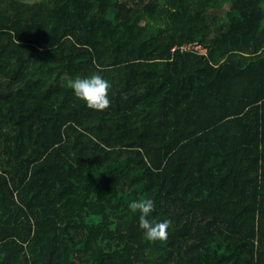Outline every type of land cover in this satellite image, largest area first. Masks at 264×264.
I'll list each match as a JSON object with an SVG mask.
<instances>
[{
  "label": "trees",
  "instance_id": "1",
  "mask_svg": "<svg viewBox=\"0 0 264 264\" xmlns=\"http://www.w3.org/2000/svg\"><path fill=\"white\" fill-rule=\"evenodd\" d=\"M0 264H264V0H0Z\"/></svg>",
  "mask_w": 264,
  "mask_h": 264
},
{
  "label": "clouds",
  "instance_id": "2",
  "mask_svg": "<svg viewBox=\"0 0 264 264\" xmlns=\"http://www.w3.org/2000/svg\"><path fill=\"white\" fill-rule=\"evenodd\" d=\"M67 87L79 101L90 109L103 111L110 106L111 82L97 72L76 75L67 81ZM129 206L139 213V227L149 241L167 238L171 222L167 219L156 221L150 218L155 208L152 198L133 201Z\"/></svg>",
  "mask_w": 264,
  "mask_h": 264
},
{
  "label": "built area",
  "instance_id": "3",
  "mask_svg": "<svg viewBox=\"0 0 264 264\" xmlns=\"http://www.w3.org/2000/svg\"><path fill=\"white\" fill-rule=\"evenodd\" d=\"M180 49H181V51H182V50H192V51L197 52V53H199L200 55H203V56H206V54H207V53H206V49L203 48V47H201V46H200L199 44H197V43H194V44H187V45L181 47Z\"/></svg>",
  "mask_w": 264,
  "mask_h": 264
},
{
  "label": "rangeland",
  "instance_id": "4",
  "mask_svg": "<svg viewBox=\"0 0 264 264\" xmlns=\"http://www.w3.org/2000/svg\"><path fill=\"white\" fill-rule=\"evenodd\" d=\"M26 2H33V1H38V0H24Z\"/></svg>",
  "mask_w": 264,
  "mask_h": 264
}]
</instances>
